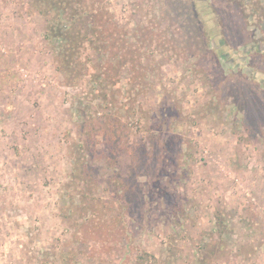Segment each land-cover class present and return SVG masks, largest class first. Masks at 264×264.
<instances>
[{"label":"rangeland","instance_id":"obj_1","mask_svg":"<svg viewBox=\"0 0 264 264\" xmlns=\"http://www.w3.org/2000/svg\"><path fill=\"white\" fill-rule=\"evenodd\" d=\"M28 1L0 0V264H264V0H251L261 12L206 0L211 41L193 0H104L129 39L108 99L127 127L114 135L90 77L65 84ZM81 51L88 64L99 55ZM167 140L181 151L160 175L150 150ZM78 155L91 179L73 178ZM134 162L130 239L106 252L76 238L90 197L111 202L109 219L122 214L113 180L134 177Z\"/></svg>","mask_w":264,"mask_h":264},{"label":"trees","instance_id":"obj_2","mask_svg":"<svg viewBox=\"0 0 264 264\" xmlns=\"http://www.w3.org/2000/svg\"><path fill=\"white\" fill-rule=\"evenodd\" d=\"M193 2H204V0H193ZM234 2H237V4L239 3L241 6L244 5L243 0H239V2L238 0H234ZM196 3L195 11L196 14L200 16L201 20L206 23H208V21L212 22L210 30L207 28V35L211 36L210 32H214L216 24V21H212L214 19L211 18V15H213L211 6L208 2L204 5V10H202L203 14H205L204 19L201 8H199ZM248 3V5H251L255 9V12H261V8L256 5V1L251 2V0H249ZM27 7L30 11L36 10L45 18L44 37L49 40V44L55 51L56 68L63 74L65 84L67 86H76L83 77L89 76L90 81L93 82L91 87L92 92L95 93L93 96L99 97L98 106L103 107L108 113L106 126L112 128L109 129L111 133H113L114 129L118 130L120 123L112 118L114 112H112L110 106L112 105L111 102L114 100L112 99L114 98L112 93L113 95L117 94L120 88H116L118 90H112V88L116 87L115 84L119 82L121 73L124 68H127L126 65L129 59H127L122 52L124 50V45L129 39L125 29L114 20L113 14L109 11L105 1L29 0ZM217 24L219 25V23ZM258 25L259 24H257V27ZM135 37H137V34H135ZM208 40L211 41L212 36L208 38ZM86 43H89L99 54L98 58L93 60L91 64L84 61L82 56L81 50ZM206 46L207 43L205 41L204 47ZM218 50H220V48H218ZM218 52H221V50ZM131 68H134V66H131ZM140 78L132 74L129 78V82L132 83L131 86L133 87L131 90L137 87ZM109 96H111V102L108 101ZM113 120L114 124L112 125L111 122ZM125 127H127V125H125L124 128ZM124 128L121 126L119 129L123 130ZM87 134L91 137V134L88 132ZM90 139L92 138H89L88 141ZM157 142L158 141L155 143ZM172 142L173 140H167L161 142V144L158 143L159 145L155 144L153 146L154 149L150 150L152 162L155 163L159 170L157 173L160 175H163L165 170L168 169L167 164H165L166 155L169 153L172 155L173 153L179 154L181 151H173L172 147L174 145ZM143 150H145L143 146H139L136 149L139 162H142L139 157H142ZM80 157L81 155L75 157L73 178L76 181L91 179L89 172H87L89 165L86 163L84 157ZM113 160L114 158L112 157L108 158L110 163H113ZM138 169V163L134 162L131 167V173L134 174L135 178L117 175V178L113 180L114 185H119L121 188L120 197L123 198L122 201L125 203L122 204L120 208L122 214L119 213L118 218L109 219L111 216H107L111 204L109 200L102 199L101 197L95 198V196H93L83 203L81 215L85 217L86 221L81 224H78L76 221L73 222L77 228H81V236H79L80 230L77 229L75 232V236L77 235L76 238L83 242L92 239L91 242L95 244L102 242V245L106 248L104 250L106 252H111L115 249V246H107L111 239H115L118 242H122L127 237L130 239L126 217L128 216L130 205H133L134 201H137V197L140 196L139 184L135 180L140 173ZM150 173H152V171H150ZM133 178L134 180L130 181ZM78 207L79 204L72 206L73 214L75 211H78ZM217 229L222 233L223 225L221 224ZM128 246H130V242ZM128 249L127 251L129 253H132L131 250H134L131 247ZM139 257H143V255L141 254Z\"/></svg>","mask_w":264,"mask_h":264}]
</instances>
